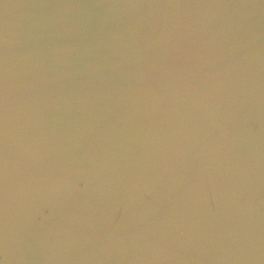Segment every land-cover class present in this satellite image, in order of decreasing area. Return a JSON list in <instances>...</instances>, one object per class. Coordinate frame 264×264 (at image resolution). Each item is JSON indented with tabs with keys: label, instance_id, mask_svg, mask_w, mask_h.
Wrapping results in <instances>:
<instances>
[{
	"label": "water",
	"instance_id": "obj_1",
	"mask_svg": "<svg viewBox=\"0 0 264 264\" xmlns=\"http://www.w3.org/2000/svg\"><path fill=\"white\" fill-rule=\"evenodd\" d=\"M0 264H264V0H0Z\"/></svg>",
	"mask_w": 264,
	"mask_h": 264
}]
</instances>
